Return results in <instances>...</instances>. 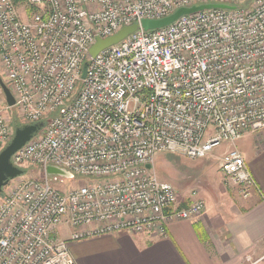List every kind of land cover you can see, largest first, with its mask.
Listing matches in <instances>:
<instances>
[{
    "label": "built area",
    "instance_id": "2783aa9c",
    "mask_svg": "<svg viewBox=\"0 0 264 264\" xmlns=\"http://www.w3.org/2000/svg\"><path fill=\"white\" fill-rule=\"evenodd\" d=\"M0 0V152L23 124L45 122L12 156L26 170L0 193V264H77L71 244L126 231H166L199 217L198 190L180 207L155 156L216 157L248 197L255 180L236 142L264 130V0ZM229 2L145 30L182 7ZM140 28L96 56L124 26ZM87 63L86 75L83 68ZM22 123V122H21ZM89 182L62 191L48 166ZM248 260H252L248 256Z\"/></svg>",
    "mask_w": 264,
    "mask_h": 264
},
{
    "label": "crops",
    "instance_id": "0c3cea01",
    "mask_svg": "<svg viewBox=\"0 0 264 264\" xmlns=\"http://www.w3.org/2000/svg\"><path fill=\"white\" fill-rule=\"evenodd\" d=\"M236 146L255 180L248 197L224 180L218 165L220 180L207 186L206 195L198 190L204 214L170 221L164 234L122 231L74 242L70 248L76 263L264 264V130L248 133ZM158 154L169 158L173 153ZM179 196L180 206L194 200L191 193Z\"/></svg>",
    "mask_w": 264,
    "mask_h": 264
},
{
    "label": "rangeland",
    "instance_id": "374dc122",
    "mask_svg": "<svg viewBox=\"0 0 264 264\" xmlns=\"http://www.w3.org/2000/svg\"><path fill=\"white\" fill-rule=\"evenodd\" d=\"M250 1L251 0H245L243 2L248 3ZM224 4L230 5L229 2H225ZM0 76L2 77L1 73ZM11 112L12 126L15 133L16 127L21 126V122L23 123L24 121H20V114L17 111V108H12ZM45 128L46 127H43L42 130L44 131ZM224 148L225 146L217 148L213 155L198 159H189L176 153L171 154L172 156L169 158H167L166 154H158L155 156V168L161 179L174 185V187L179 191V195H190L192 190H199L201 196L206 195V193L208 194V190H206L207 186L211 185V183L217 179L220 180L218 172V159L216 156ZM22 175L26 177H42L43 169L42 167L35 165L31 169H26ZM71 175L72 177L50 175V179L52 180L51 183L58 189L66 191L67 188L72 185H81L89 182L84 177H80L73 173H71ZM221 183H223V181H221ZM180 202L181 201L179 200V203Z\"/></svg>",
    "mask_w": 264,
    "mask_h": 264
},
{
    "label": "water",
    "instance_id": "95a60500",
    "mask_svg": "<svg viewBox=\"0 0 264 264\" xmlns=\"http://www.w3.org/2000/svg\"><path fill=\"white\" fill-rule=\"evenodd\" d=\"M232 8L226 4H199L191 7H182L176 10L173 14L161 18V19H145L142 22V27L145 30H154L174 22L179 17L185 14H192L204 9L209 8ZM140 28V25L135 23L133 25L124 26L118 33L108 38H99L97 42L91 47L90 53L94 57L103 49L121 42L127 36L134 33ZM87 63L83 68V77L86 75ZM0 86L3 89L7 102L10 106L15 105V97L10 89V87L5 83L3 78L0 76ZM45 126V122L35 123V124H23L17 126L15 129L14 136L12 140L6 145V147L0 152V193L3 191L4 187L8 184L11 179H14L22 175L25 170L14 165L12 161V156L19 150L27 141H29L33 135L39 132ZM49 175H60L63 177H72L71 173L61 167L50 165L47 168Z\"/></svg>",
    "mask_w": 264,
    "mask_h": 264
},
{
    "label": "trees",
    "instance_id": "16d2710c",
    "mask_svg": "<svg viewBox=\"0 0 264 264\" xmlns=\"http://www.w3.org/2000/svg\"><path fill=\"white\" fill-rule=\"evenodd\" d=\"M21 124L23 125V123H21ZM187 206H189V204L185 202V203L181 204L180 207H187Z\"/></svg>",
    "mask_w": 264,
    "mask_h": 264
}]
</instances>
